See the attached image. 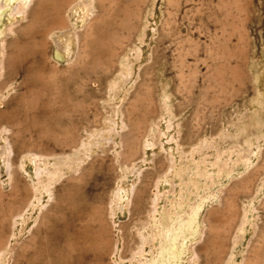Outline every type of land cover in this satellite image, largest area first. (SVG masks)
I'll list each match as a JSON object with an SVG mask.
<instances>
[{"label":"rangeland","instance_id":"374dc122","mask_svg":"<svg viewBox=\"0 0 264 264\" xmlns=\"http://www.w3.org/2000/svg\"><path fill=\"white\" fill-rule=\"evenodd\" d=\"M71 1L0 0V264H264V0Z\"/></svg>","mask_w":264,"mask_h":264},{"label":"bare ground","instance_id":"6f19581e","mask_svg":"<svg viewBox=\"0 0 264 264\" xmlns=\"http://www.w3.org/2000/svg\"><path fill=\"white\" fill-rule=\"evenodd\" d=\"M28 1V0H27ZM77 0H73V1H71L70 3H69V5H68V7H70L72 4H74L75 2H76ZM37 2V1H36ZM36 4V3H35ZM34 4V5H35ZM34 7V6H33ZM33 7L31 8V9H33ZM77 8H80V9H82L83 10V15H81V18L83 17H85V18H87L88 17V15L90 14L89 13V10L92 8V9H94V6L93 5H91L90 3H88V2H83V0H82V2H80L79 4H78V6H76V7H74V11H78L77 10ZM24 9V8H23ZM16 10H17V12L18 11H20V10H22V6L21 5H18V7L16 8ZM72 10V11H73ZM82 18V19H83ZM93 18V17H92ZM92 18H90L89 19V21L88 22H90L91 20H92ZM60 23V22H59ZM61 25V24H60ZM60 25H59V28H58V26H57V24H56V26H57V28H55V29H57V30H64V31H60V34L62 35V34H65V35H68V36H70V35H72V29H69L68 31L67 30H65L66 28H68V27H66V26H63L62 25V27H60ZM55 26V27H56ZM71 26V25H70ZM54 29V30H55ZM53 30H51V32H52ZM59 33V32H58ZM58 36H59V34H58ZM78 36V35H77ZM60 37V36H59ZM64 37V36H63ZM66 38H67V36H66ZM69 38V37H68ZM62 40H63V38H62ZM71 40V39H70ZM76 40V39H75ZM66 42V41H65ZM58 46L61 48V47H63V46H61V45H59L58 44ZM59 47H57L56 48V50L57 51H55L54 53H56V57L58 58V59H60V60H68L69 58H66V56L68 55L69 57L70 56H72V53H73V51H74V45L72 44V43H70V44H67L66 46H64L63 47V49H65V51L67 52V55H64L63 53H61L60 52V48ZM76 47H77V53H76V56L78 55V53H79V50H80V39H78L77 40V43H76ZM62 49V50H63ZM53 56V55H52ZM56 63V62H55ZM122 139H123V136H122ZM9 145L10 146H12L11 145V143H10V141H9ZM4 151V153L5 154H7V151L4 149L3 150ZM43 155H48V154H45V153H42ZM37 158L38 157H33L32 159H30L29 158V160H32L34 163H36L37 164ZM73 158L71 157V156H68L66 159H63V158H57V159H55V161L52 163V166H53V170H52V172L51 173H49L48 174V180H52V181H55V180H58L59 179V177H60V175L62 174V166L64 165V163L65 162H70L71 160H72ZM68 164V163H67ZM195 164V163H194ZM12 165H13V163L11 162L10 163V166L12 167ZM38 167V166H37ZM207 167V166H206ZM197 168V167H196ZM221 168H222V166H221ZM199 169V168H198ZM181 171L183 172V168H181ZM42 174V172H40V175L38 176V181H40L41 180V178H42V176L43 175H41ZM181 177V176H180ZM24 178V177H23ZM208 191V190H207ZM183 205V204H182ZM204 223L206 224V221H205V218H204ZM200 248H194V251H195V253L198 255V250H199Z\"/></svg>","mask_w":264,"mask_h":264},{"label":"water","instance_id":"95a60500","mask_svg":"<svg viewBox=\"0 0 264 264\" xmlns=\"http://www.w3.org/2000/svg\"><path fill=\"white\" fill-rule=\"evenodd\" d=\"M56 54V53H55Z\"/></svg>","mask_w":264,"mask_h":264}]
</instances>
